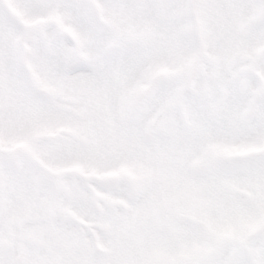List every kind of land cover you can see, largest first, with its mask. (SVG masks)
Wrapping results in <instances>:
<instances>
[{"label":"snow or ice","instance_id":"snow-or-ice-1","mask_svg":"<svg viewBox=\"0 0 264 264\" xmlns=\"http://www.w3.org/2000/svg\"><path fill=\"white\" fill-rule=\"evenodd\" d=\"M0 264H264V0H0Z\"/></svg>","mask_w":264,"mask_h":264}]
</instances>
